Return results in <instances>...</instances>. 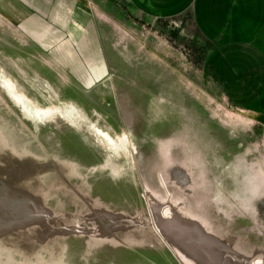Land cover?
<instances>
[{"label": "rangeland", "instance_id": "rangeland-1", "mask_svg": "<svg viewBox=\"0 0 264 264\" xmlns=\"http://www.w3.org/2000/svg\"><path fill=\"white\" fill-rule=\"evenodd\" d=\"M214 47L190 11L0 0V69L87 119L0 83V264H264V95L232 103ZM89 126L128 137L131 171Z\"/></svg>", "mask_w": 264, "mask_h": 264}, {"label": "crops", "instance_id": "crops-1", "mask_svg": "<svg viewBox=\"0 0 264 264\" xmlns=\"http://www.w3.org/2000/svg\"><path fill=\"white\" fill-rule=\"evenodd\" d=\"M152 16L190 11L212 51L217 83L232 103H254L264 95V0H135ZM211 56V57H212Z\"/></svg>", "mask_w": 264, "mask_h": 264}, {"label": "bare ground", "instance_id": "bare-ground-1", "mask_svg": "<svg viewBox=\"0 0 264 264\" xmlns=\"http://www.w3.org/2000/svg\"><path fill=\"white\" fill-rule=\"evenodd\" d=\"M0 83L5 89L10 99L20 107L21 111L28 117L38 121H54L56 116L65 120H76L80 122L87 121L82 110L78 105L72 102H62L58 105H38L34 100L28 98L25 93L17 86L15 81L11 79L3 70L0 69ZM11 85L13 91L9 90ZM28 106V107H27ZM75 122V121H74ZM71 123V122H70ZM93 134L100 140H104L107 147V156L114 166L127 168L132 170V160L134 148L130 145V141L126 135L113 138L109 133L90 127ZM93 128V130H92ZM121 170V169H119ZM263 190V189H262Z\"/></svg>", "mask_w": 264, "mask_h": 264}, {"label": "water", "instance_id": "water-1", "mask_svg": "<svg viewBox=\"0 0 264 264\" xmlns=\"http://www.w3.org/2000/svg\"><path fill=\"white\" fill-rule=\"evenodd\" d=\"M8 88H9V90L13 91V88L11 87L10 84L8 85ZM27 107H28V106H27Z\"/></svg>", "mask_w": 264, "mask_h": 264}]
</instances>
